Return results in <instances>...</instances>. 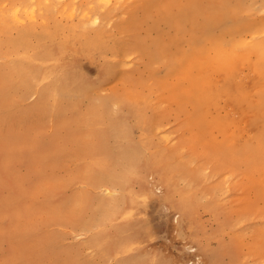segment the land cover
I'll return each instance as SVG.
<instances>
[{"label": "rangeland", "instance_id": "obj_1", "mask_svg": "<svg viewBox=\"0 0 264 264\" xmlns=\"http://www.w3.org/2000/svg\"><path fill=\"white\" fill-rule=\"evenodd\" d=\"M106 3L0 0V264H264V0Z\"/></svg>", "mask_w": 264, "mask_h": 264}, {"label": "bare ground", "instance_id": "obj_2", "mask_svg": "<svg viewBox=\"0 0 264 264\" xmlns=\"http://www.w3.org/2000/svg\"><path fill=\"white\" fill-rule=\"evenodd\" d=\"M110 0H105V2H108L106 4H109ZM64 11H68L69 8L65 7L63 8ZM74 7L71 8L70 10V14H74ZM82 19L88 18L89 16L87 15V13L82 14ZM99 21V17L96 16L93 18L92 22H98ZM264 30V29H263ZM251 36L254 37V33L255 31H250ZM245 43H247V41L245 40H239L233 43L232 47L230 48H226V46L222 45L220 47H216L213 50V54L210 53V51L208 53H206L207 55H205L203 57V59L201 58H195L193 60V65H188L185 67L184 72L182 73V77L183 79H186V81H188L189 83V87L188 89L191 91L196 90V84L198 83V78L193 76V67L198 68L199 70H201L202 72H208L210 69H216V68H220L221 70L226 72V77H225V81L223 82V87H224V93L225 94H230V96L232 97H237L236 95L238 94V90H237V94L235 92L236 88L234 86V82H236L239 78L236 76L235 78H233V73L234 70L237 72L238 71V66L239 64L245 62L247 59H250L247 57L246 54H241L237 52V48L239 45H245ZM256 52H259V50L254 49ZM62 49L59 46H54V47H50L46 50V52L44 53L45 57H57L59 55H61ZM253 67L255 70H258L261 72V68H262V73L264 72V60L263 62L260 60L255 61V63L253 64ZM51 75H53V73H50ZM65 78H69L72 80V85L69 86L73 89H78L80 86L79 83H77V79H81V77H79L78 74H74V75H69V76H65ZM203 92L206 93L209 97V99H211V91L208 90V79L206 77V73L204 74L203 77ZM241 82V81H240ZM239 82V83H240ZM237 83V82H236ZM239 83L237 85H239ZM242 84V83H241ZM201 86V85H200ZM240 86V85H239ZM103 107L106 110V102H104ZM129 114L130 116H137L139 115V112L136 111V108H134L133 105H129ZM147 193H146V197H148V195H153L155 194V188H153L151 185L147 184ZM157 188H161V186H157ZM170 197V195H168ZM132 203H135V210L132 211V214H140L142 212V209L146 208L147 205V199H145L143 201V198H141L140 196H136L134 200H131ZM100 205L103 207L106 206H110L112 205L113 207H115V205L117 204V202L115 200H100ZM175 207H177L178 209H180L183 213H186L188 211L189 208V202L187 200H183L181 202H176ZM133 228V227H131ZM141 229V226L140 228ZM141 232H146L145 228L142 226V229L140 230ZM203 253L205 254V256L209 257L207 262H210L212 259H214V256H211V253H214V251L207 249L206 247L202 248ZM210 253V254H209ZM136 260L140 261L138 257H135ZM179 261H177V264H185V258L184 260L178 259ZM154 261V260H153Z\"/></svg>", "mask_w": 264, "mask_h": 264}]
</instances>
